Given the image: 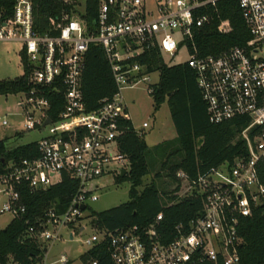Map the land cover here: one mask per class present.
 Returning <instances> with one entry per match:
<instances>
[{
	"label": "built area",
	"instance_id": "1",
	"mask_svg": "<svg viewBox=\"0 0 264 264\" xmlns=\"http://www.w3.org/2000/svg\"><path fill=\"white\" fill-rule=\"evenodd\" d=\"M59 1L63 10L49 19L44 34L35 27L32 0H18L10 19L0 15V41L23 45L29 82L34 86L23 93L25 101L19 105L24 111V129L49 131L37 142V158L10 162L0 172V195L5 198L0 213L26 220L27 237L44 252L40 264H104V259L86 260L104 242L110 245L111 264H240V224L264 204L260 178L264 167V0H238L251 35L244 46L206 57L196 49L190 51L188 42L212 22L206 11L216 10L223 0H153L152 6L148 0H99L96 29L91 32L86 24L88 0ZM232 30L229 21L218 26L223 35ZM93 45L104 50L117 91L111 99L102 100L98 109L88 111L82 79ZM155 46L172 60L181 51L187 53L186 62L196 73L210 124L239 118L249 121L240 134L247 147L245 157L197 178L183 171L177 174L176 200L170 206L195 199L202 203V210L178 225L172 239L162 228L163 213L148 228L126 227L115 232L97 230L89 217V205L99 201L98 192L108 187L107 179L115 182L122 172H130V159L120 148L127 131L124 123L132 122L124 92L150 83L148 92L152 93L150 86L157 85L151 84L154 74L131 61ZM50 89L64 97V109L55 120L49 114ZM0 121L9 125L5 119ZM149 127L144 122L139 131L134 129L142 136ZM64 173L78 184L66 208H51L34 222L27 219L20 188L45 190L61 183ZM56 176L60 181L52 184ZM84 222L94 230L83 242L87 251L77 261L66 254L51 259L52 247L47 243L54 244L64 235L74 242L77 233L86 231Z\"/></svg>",
	"mask_w": 264,
	"mask_h": 264
},
{
	"label": "trees",
	"instance_id": "2",
	"mask_svg": "<svg viewBox=\"0 0 264 264\" xmlns=\"http://www.w3.org/2000/svg\"><path fill=\"white\" fill-rule=\"evenodd\" d=\"M18 0H0V15L10 19ZM35 5V27L44 34L49 28V19L60 15L63 6L59 0H32ZM99 0H88L86 24L89 31H94ZM212 15V22L200 31H196L193 42H188L190 51L197 50L198 55L206 57L219 55L229 49L244 46L251 35L243 19L238 0H223L216 10H207ZM222 21H229L232 32L223 35L218 32ZM24 75L14 80L0 81V96L29 93L34 86L29 82L30 69L24 52H21ZM159 46L146 48L144 53L134 58L131 63L146 67L147 74H159L157 85L150 86V94L159 110L167 104L177 132L176 139L156 147L157 157L150 159L152 151L146 141L134 129L131 121H125L126 133L121 139V151L131 163V169L119 181H129L132 185L128 204L104 212H91V224L100 231L135 227L148 228L159 213L164 214L162 228L171 237L180 224L189 222L202 210L199 200H182L173 206L162 207L160 192L155 180L170 184L177 183V174L181 171L197 178L212 168L223 164L232 165L237 158L247 155L245 142L240 138L243 129L249 124L246 118H239L227 123L210 124L206 106L197 86L196 73L188 63L173 64L167 61ZM82 90L88 111L99 108L104 99H111L117 91L111 67L99 46H91L87 55L86 69L82 79ZM52 100L49 114L55 120L64 109V97L52 89L48 91ZM200 141L202 144L200 145ZM39 156L38 143H30L9 149L6 141H0V172L10 162L34 159ZM150 159V161H149ZM161 163V164H158ZM159 166L153 181L145 185L144 180ZM264 184V167L260 171ZM77 182L64 173L62 182L45 190L31 191L28 187L20 188L22 200L28 208L27 219L32 222L44 215L51 208L63 211L71 196L76 192ZM144 189L140 191L141 188ZM176 192V191H175ZM167 195V194H165ZM169 201L176 197L168 195ZM26 220L14 219L6 228L0 227V264H40L43 250L34 240L26 235ZM239 233L243 241L240 248V264H264V204L255 208L249 218L242 220ZM105 260L111 264V250L108 242L88 253L86 260Z\"/></svg>",
	"mask_w": 264,
	"mask_h": 264
},
{
	"label": "rangeland",
	"instance_id": "3",
	"mask_svg": "<svg viewBox=\"0 0 264 264\" xmlns=\"http://www.w3.org/2000/svg\"><path fill=\"white\" fill-rule=\"evenodd\" d=\"M152 6L153 0H148ZM23 45L20 42L0 41V81L14 80L24 75V65L22 62ZM188 55L185 51H181L179 55L173 59V64L185 63L188 60ZM169 61V58H166ZM159 75L154 74L151 79V84H158ZM150 83H141L135 89H128L124 92L125 101L130 113L132 124L136 131H139L144 122H148L150 127L144 131L142 135L150 150L152 151L150 159L157 157L155 149L158 145L176 139L177 132L172 120L170 109L167 104H164L159 110L155 109L153 97L148 92ZM25 101L23 94L0 96V120H7L9 125L3 126L0 121V141H6L9 149H14L20 146L28 145L34 142H40L49 134L48 130L38 129L34 131H26L24 129L25 116L23 109L19 106ZM149 159V161H150ZM161 164V163H158ZM129 170V169H127ZM159 166L144 180V184H150ZM108 187L98 192L99 201L89 205V212H104L112 208H116L131 201L132 185L129 181H119L118 178L113 180L107 179ZM60 181V177L56 176L51 179L52 184ZM157 188L160 192V203L162 207L170 206L174 201H169L167 196L173 195L174 185L168 180L164 183L155 180ZM144 189L141 188L140 191ZM167 194V195H165ZM5 198L0 195V210L4 204ZM13 217L7 213H0V227L6 228L13 221ZM86 231L83 234L77 233L74 242L69 241V238L64 235L61 240L52 243H47L46 246L52 247L50 250V258L54 259L61 254H66L72 261H77L80 256L87 251L84 245L86 238L90 237L92 230L87 222ZM12 264V262H10Z\"/></svg>",
	"mask_w": 264,
	"mask_h": 264
},
{
	"label": "water",
	"instance_id": "4",
	"mask_svg": "<svg viewBox=\"0 0 264 264\" xmlns=\"http://www.w3.org/2000/svg\"><path fill=\"white\" fill-rule=\"evenodd\" d=\"M50 122H51V121L49 120L47 123H50ZM201 144H202V141H200V145H201ZM4 163H5V161L3 160V161L0 162V165H1V164H4ZM121 177H123V178L125 177V172H122ZM81 209H82V210H85V207L82 206Z\"/></svg>",
	"mask_w": 264,
	"mask_h": 264
}]
</instances>
